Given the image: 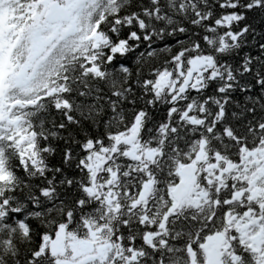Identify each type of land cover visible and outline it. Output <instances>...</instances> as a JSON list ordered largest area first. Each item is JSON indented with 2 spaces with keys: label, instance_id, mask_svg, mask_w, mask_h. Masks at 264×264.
Masks as SVG:
<instances>
[{
  "label": "snow or ice",
  "instance_id": "6c2138e0",
  "mask_svg": "<svg viewBox=\"0 0 264 264\" xmlns=\"http://www.w3.org/2000/svg\"><path fill=\"white\" fill-rule=\"evenodd\" d=\"M0 264H264V0H0Z\"/></svg>",
  "mask_w": 264,
  "mask_h": 264
}]
</instances>
